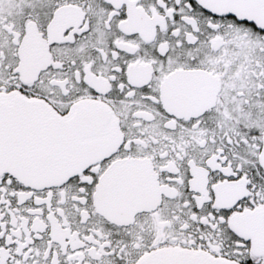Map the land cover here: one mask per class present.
<instances>
[{"label": "snow or ice", "instance_id": "snow-or-ice-1", "mask_svg": "<svg viewBox=\"0 0 264 264\" xmlns=\"http://www.w3.org/2000/svg\"><path fill=\"white\" fill-rule=\"evenodd\" d=\"M0 264H264V0H0Z\"/></svg>", "mask_w": 264, "mask_h": 264}]
</instances>
